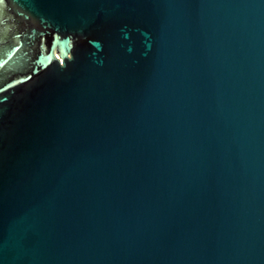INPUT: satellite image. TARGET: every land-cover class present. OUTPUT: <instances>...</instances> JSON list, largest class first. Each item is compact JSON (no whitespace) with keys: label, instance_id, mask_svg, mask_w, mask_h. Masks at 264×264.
Returning a JSON list of instances; mask_svg holds the SVG:
<instances>
[{"label":"water","instance_id":"1","mask_svg":"<svg viewBox=\"0 0 264 264\" xmlns=\"http://www.w3.org/2000/svg\"><path fill=\"white\" fill-rule=\"evenodd\" d=\"M0 264H264V0H0Z\"/></svg>","mask_w":264,"mask_h":264}]
</instances>
